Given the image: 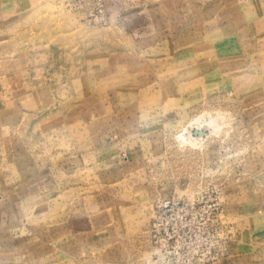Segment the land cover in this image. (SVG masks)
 <instances>
[{"label":"rangeland","instance_id":"374dc122","mask_svg":"<svg viewBox=\"0 0 264 264\" xmlns=\"http://www.w3.org/2000/svg\"><path fill=\"white\" fill-rule=\"evenodd\" d=\"M0 264H264V0H0Z\"/></svg>","mask_w":264,"mask_h":264},{"label":"crops","instance_id":"0c3cea01","mask_svg":"<svg viewBox=\"0 0 264 264\" xmlns=\"http://www.w3.org/2000/svg\"><path fill=\"white\" fill-rule=\"evenodd\" d=\"M21 197V196H20ZM16 198H17V196H16ZM17 200V199H16ZM13 204H15V203H12L11 205L13 206ZM17 204V203H16ZM16 206V205H15Z\"/></svg>","mask_w":264,"mask_h":264},{"label":"built area","instance_id":"2783aa9c","mask_svg":"<svg viewBox=\"0 0 264 264\" xmlns=\"http://www.w3.org/2000/svg\"><path fill=\"white\" fill-rule=\"evenodd\" d=\"M106 1H110V0H106ZM113 1V0H112ZM99 2V1H98Z\"/></svg>","mask_w":264,"mask_h":264},{"label":"bare ground","instance_id":"6f19581e","mask_svg":"<svg viewBox=\"0 0 264 264\" xmlns=\"http://www.w3.org/2000/svg\"><path fill=\"white\" fill-rule=\"evenodd\" d=\"M198 140V139H197Z\"/></svg>","mask_w":264,"mask_h":264}]
</instances>
